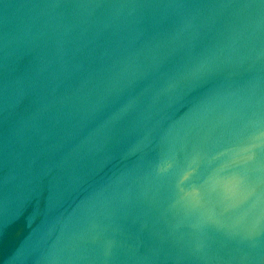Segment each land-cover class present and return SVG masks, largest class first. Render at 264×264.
Returning <instances> with one entry per match:
<instances>
[{
	"label": "water",
	"instance_id": "obj_1",
	"mask_svg": "<svg viewBox=\"0 0 264 264\" xmlns=\"http://www.w3.org/2000/svg\"><path fill=\"white\" fill-rule=\"evenodd\" d=\"M0 264H264V0H0Z\"/></svg>",
	"mask_w": 264,
	"mask_h": 264
}]
</instances>
